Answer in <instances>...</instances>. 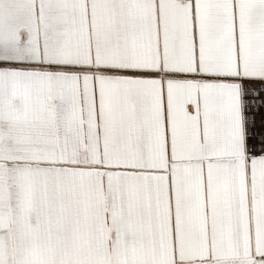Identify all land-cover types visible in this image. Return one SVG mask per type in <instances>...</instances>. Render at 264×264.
Wrapping results in <instances>:
<instances>
[{
  "label": "snow or ice",
  "instance_id": "1",
  "mask_svg": "<svg viewBox=\"0 0 264 264\" xmlns=\"http://www.w3.org/2000/svg\"><path fill=\"white\" fill-rule=\"evenodd\" d=\"M0 264H264V0H0Z\"/></svg>",
  "mask_w": 264,
  "mask_h": 264
},
{
  "label": "crops",
  "instance_id": "2",
  "mask_svg": "<svg viewBox=\"0 0 264 264\" xmlns=\"http://www.w3.org/2000/svg\"><path fill=\"white\" fill-rule=\"evenodd\" d=\"M257 120L259 121V113H257Z\"/></svg>",
  "mask_w": 264,
  "mask_h": 264
}]
</instances>
